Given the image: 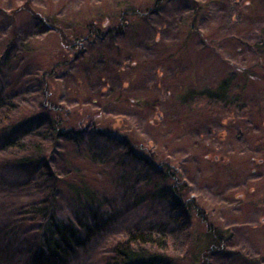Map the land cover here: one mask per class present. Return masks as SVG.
Returning <instances> with one entry per match:
<instances>
[{"label": "rangeland", "instance_id": "obj_1", "mask_svg": "<svg viewBox=\"0 0 264 264\" xmlns=\"http://www.w3.org/2000/svg\"><path fill=\"white\" fill-rule=\"evenodd\" d=\"M150 4L0 0V52L7 49L1 54L0 91L14 96L3 98V109L10 116L36 115L45 88L47 102L70 112L65 128L70 135L58 142L45 135L44 126L25 131L26 154L40 142L47 150L53 146L49 157L59 176L60 211L73 205L76 189L104 196L110 209L109 231L64 264H106L107 243L131 229L166 233L167 255L176 264H189L204 243V227L193 217L155 198L135 203L149 194L141 185L127 186L138 164L121 156V148L104 149V141L90 132L92 114L102 132L148 144L156 159L179 169L186 197L211 225L227 232V254L210 264H264V58L257 62L255 50L264 30V0H169L145 18L126 17L122 34L83 41V52L72 61L59 50L57 33L40 23L49 19L70 38H83L87 24L104 32L122 10L144 13ZM247 68L260 81L255 88L237 74ZM232 74L234 106L189 97L214 91ZM15 154L13 148L0 151L1 228L47 189L39 174L15 170L10 161Z\"/></svg>", "mask_w": 264, "mask_h": 264}, {"label": "trees", "instance_id": "obj_2", "mask_svg": "<svg viewBox=\"0 0 264 264\" xmlns=\"http://www.w3.org/2000/svg\"><path fill=\"white\" fill-rule=\"evenodd\" d=\"M167 1L169 0H151V4L146 7L144 13L137 10H122L116 24H112L104 32L98 30L94 24H87L85 26L87 35L83 37L84 39L77 36L70 38L64 30L54 27L49 19L41 17L40 23L57 33L59 50L72 61L83 52V41L101 40L105 36L122 34V29L128 25V21H124L126 17L145 18L148 13H156ZM31 14L33 18L37 16L32 12ZM262 34V39L255 45L256 55H259L257 62L260 63L264 58V30ZM5 47L0 52V61L3 59L1 54L7 50ZM237 74L253 88L257 81L260 82L258 78L255 79L254 68L237 69ZM44 75L43 73L40 76L41 81ZM234 78V74L229 75L218 84L214 91H200L189 97L195 95V98L200 100L215 101L225 107L234 106L236 101L229 99L230 83ZM260 80H262L264 91V80ZM44 90L45 88L41 90L44 101L41 102L39 112L33 116L23 115V113L10 116L11 114L3 109L5 108L3 98H14V96L0 91V151L5 148L15 149L16 154L10 160L15 170L28 175L39 174L43 178L41 185L47 184L43 197L30 207L27 205L21 207L18 218L11 226L1 228L3 224L0 225V264H64L66 259L76 255L79 250L86 248L110 229V217H108L110 209L107 199L104 196L97 197L88 190L76 189L73 205L66 211L59 210L58 201L61 190L59 176L51 169L49 157L52 153L50 148L53 146L47 150L40 142L32 150V154H26L27 150L23 147L21 136L33 127L44 126L45 135H50L53 143L70 135L67 134L68 131H65L70 112L55 103L47 102ZM97 117L98 115L95 114L87 115L88 126L91 134L104 141V149L121 148L124 151L121 156L129 157L131 162L138 164L137 171L135 170L127 186L131 188L133 185L134 187L141 185L149 194L144 193L143 196H139L135 203L141 204L155 198L170 210L179 211V215L193 217L204 227L203 246L200 247L198 256L190 259L189 264H210L212 258L227 254L224 245L227 232L211 225L195 200L186 197L187 185L178 178L179 169L172 166L166 158L156 159L158 158L156 152L148 144H134L125 135L116 138L113 134L102 132ZM82 126L83 122L77 125V127ZM22 148L23 150L19 152ZM134 149L141 150L144 156L134 154ZM166 181L169 184L165 189L163 184ZM107 246L106 264H176L167 255L169 250L167 235L160 233L159 229L156 231L149 228L126 230L122 235L118 234L116 238L111 239Z\"/></svg>", "mask_w": 264, "mask_h": 264}]
</instances>
